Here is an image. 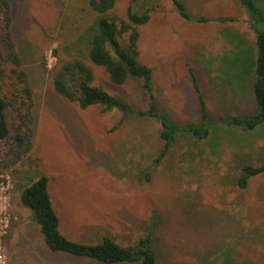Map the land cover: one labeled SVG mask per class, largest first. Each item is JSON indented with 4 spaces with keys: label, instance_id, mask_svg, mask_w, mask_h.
Returning a JSON list of instances; mask_svg holds the SVG:
<instances>
[{
    "label": "rangeland",
    "instance_id": "374dc122",
    "mask_svg": "<svg viewBox=\"0 0 264 264\" xmlns=\"http://www.w3.org/2000/svg\"><path fill=\"white\" fill-rule=\"evenodd\" d=\"M184 1L191 14L212 20H186L172 0H116L108 12L128 21L129 7L152 9L150 21L139 26V59L154 69L161 111L178 123L200 120L193 69L211 117L254 112L256 33L247 9L239 0ZM10 2L14 51L23 66L1 43L0 84L12 129L8 141L0 140V174L11 179L5 191L11 221L2 238L6 264H101L49 249L17 188L42 174L50 180L60 229L73 240L98 243L109 235L129 245L151 233L166 264L222 263L228 251L234 264H264V173L251 177L246 188L238 184L243 165L264 163V127L243 133L220 123L205 139L181 134L157 163L164 146L159 119L118 109L103 112L99 105L82 109L54 88L46 57L51 48L63 60L82 56L94 70V85L136 108L150 106L141 79L114 83L89 58L86 41L77 38L87 35L98 16L87 0ZM258 2L264 8V0ZM21 69L32 87V109L18 77ZM30 111L33 134L23 126L26 139L20 146L16 127Z\"/></svg>",
    "mask_w": 264,
    "mask_h": 264
},
{
    "label": "trees",
    "instance_id": "16d2710c",
    "mask_svg": "<svg viewBox=\"0 0 264 264\" xmlns=\"http://www.w3.org/2000/svg\"><path fill=\"white\" fill-rule=\"evenodd\" d=\"M239 1L247 9L250 16L249 21L256 33L257 50L253 62L255 77H253L252 90L257 109L252 114H236L220 118L211 117L193 69H191V75L195 90L199 95L200 120L198 122L178 123L170 118L168 114L162 112L154 93V69L142 63L139 59V26L150 21L152 9L146 7L142 10H134L131 6L127 12V21L119 16L108 14L115 7L116 0H87L90 9L98 13V16L94 25L89 28L87 35L83 36V33H81L77 38L86 41L89 58L95 64L103 66L114 83L124 84L131 77L141 79L143 89L150 98L149 108H136L125 99L111 94L103 86L94 85V70L82 56L63 60L57 49L54 52L58 57V63L50 70L53 73L54 88L58 94L71 101L78 102L82 109L99 105L103 112L118 109L125 115L135 113L142 117L159 119L162 124L161 138L164 141V146L156 159L157 163L169 154L176 139L181 134L188 133L196 138L205 139L210 137L213 127L220 123L238 126L244 132L259 129V127L264 126V8L258 0ZM172 2L180 16L186 20L200 23L212 20L203 15L194 16L191 14L184 0H172ZM218 20L227 22L237 19L235 17H220ZM12 34L11 2L10 0H0V54L3 53L1 49V43H3L10 58L18 67H22L23 59L14 51L15 45ZM244 71H246V66ZM2 76L3 70L0 66V80ZM18 77L25 84L24 91L28 96L30 109H32L34 99L28 73L21 69ZM8 109L9 102L4 97L3 88L0 84V140L5 141L11 138L12 133L8 120ZM31 115V111L24 115L22 124L16 127L14 136L20 146L25 144L26 139V134L21 131L23 126H27L29 133L33 134L30 127L33 122ZM30 145H28V148H30ZM262 173H264V163L260 165H243L238 175L239 186L242 188L248 187L250 178ZM49 181V177L42 174L29 184L18 185L17 188L21 192L20 200L22 204L31 209L33 219L39 225L45 242L52 252H64L87 257L101 264L137 262L141 264H166L159 259L151 233L142 236L139 242L129 245L120 244L109 235L102 237V240L98 243L76 241L66 236L60 229L61 219L53 205L52 196L49 192ZM205 262L206 264H234V259L228 251L222 263L212 260H205Z\"/></svg>",
    "mask_w": 264,
    "mask_h": 264
},
{
    "label": "built area",
    "instance_id": "2783aa9c",
    "mask_svg": "<svg viewBox=\"0 0 264 264\" xmlns=\"http://www.w3.org/2000/svg\"><path fill=\"white\" fill-rule=\"evenodd\" d=\"M54 51L55 49L51 48L46 53L47 63L51 69H53L58 63V57ZM9 181H11L9 175H6L5 177L4 174H0V264H6V256L3 253L2 247V238L7 233L11 221L10 209L7 204L8 196L7 192H5L6 188L10 186ZM5 202L7 206L5 205Z\"/></svg>",
    "mask_w": 264,
    "mask_h": 264
},
{
    "label": "crops",
    "instance_id": "0c3cea01",
    "mask_svg": "<svg viewBox=\"0 0 264 264\" xmlns=\"http://www.w3.org/2000/svg\"><path fill=\"white\" fill-rule=\"evenodd\" d=\"M256 109H257V103H256ZM256 111V110H255ZM254 111V112H255ZM254 112H247V113H244V114H252V113H254ZM262 127H264V126H262ZM261 127V128H262ZM232 128H236V126H233ZM237 128H239V127H237ZM260 128V127H259ZM242 132H244L241 128H239ZM258 130V128L256 129V130H249V131H245L246 133H252V132H256ZM244 132V133H245ZM19 195H21V192H19ZM22 223H25L23 220H22ZM33 227H35V225H33ZM36 228V227H35ZM38 228L40 229V227H39V225H38ZM28 232H29V229H28Z\"/></svg>",
    "mask_w": 264,
    "mask_h": 264
}]
</instances>
